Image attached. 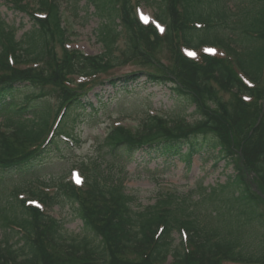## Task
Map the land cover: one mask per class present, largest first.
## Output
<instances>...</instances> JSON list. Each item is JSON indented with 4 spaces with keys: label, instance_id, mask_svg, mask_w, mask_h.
<instances>
[{
    "label": "trees",
    "instance_id": "1",
    "mask_svg": "<svg viewBox=\"0 0 264 264\" xmlns=\"http://www.w3.org/2000/svg\"><path fill=\"white\" fill-rule=\"evenodd\" d=\"M86 1L97 12L103 11L108 21L111 18L110 23L114 21L116 7H121L126 47L120 56L129 61L141 59L159 70L156 74L134 73L99 85L126 91L141 75L150 84L172 83L168 88L178 105L193 106L198 119L186 125L178 116L175 119L150 117L135 132L111 131L96 147V155L80 164L85 175L82 187L67 185V190L62 192V187L58 195L41 199L50 204L59 202L58 198L66 202L82 221V238L63 236L60 222L28 210L20 202V210L2 217L0 264H63L66 261V264H90L93 260L101 261L100 264H166L169 256L170 264H264V200L250 190L239 171L227 177L223 184L209 187L208 193L199 183L196 191L201 194L199 200H191V194L178 196L167 192L140 211L132 208L133 197L123 192V179L113 172V168L130 161L140 150L189 162L192 153L203 148V143L198 141L200 135L207 146L217 143V139L227 146L233 143L240 148L241 157L256 178L255 186L264 195V123L253 126L256 116L261 113L264 116V110L261 108L247 118L236 95H250L251 89L237 77L229 62L224 64L218 59L207 60L204 67L177 59L171 71L154 64L156 33L132 17L131 0ZM226 1L146 0L148 5H156V18L166 24V35L176 34L186 45L221 46L240 72L258 85L264 70V0H242L249 9L243 6L236 12L231 11ZM11 4L16 11L28 12L24 2L14 0ZM35 4L38 11L45 12V17L39 19L29 14L32 27L19 40L15 37L17 28L0 18V112H13L19 106L16 112L31 115L14 128L11 140L0 145V187L13 177H33L51 154L68 147L67 139L73 144L76 142L75 131L85 123V117L94 119L92 115L105 108L104 103L94 106L85 94L73 92L65 78L67 73L96 77L126 62L113 54L108 46L111 35L106 39L103 32H99V40L105 46L103 56L70 52L71 55L62 53L58 57L53 53L52 44L58 41L61 45L66 36L60 5L57 0H36ZM73 7L78 8L76 2ZM195 23H201L205 29L197 31ZM10 54L13 65L7 58ZM34 61L41 65L20 68L21 64ZM174 71L178 82L169 75ZM226 94L229 97L225 100ZM52 95L57 100L55 112L59 111L61 117L47 139L52 110L46 99ZM63 136L67 137L64 142ZM185 143L189 146L186 151L183 150ZM235 168L238 170L237 165ZM200 208H204V215L199 214ZM9 224L18 232L7 229ZM160 227L162 230L158 232ZM21 230L22 234L18 235ZM173 231L179 236L185 231L186 243L181 237L176 243ZM88 239L93 240L92 245ZM14 242L21 243L20 247ZM253 242H257V250ZM47 246L50 252L44 250ZM129 251L135 259L126 258Z\"/></svg>",
    "mask_w": 264,
    "mask_h": 264
},
{
    "label": "rangeland",
    "instance_id": "2",
    "mask_svg": "<svg viewBox=\"0 0 264 264\" xmlns=\"http://www.w3.org/2000/svg\"><path fill=\"white\" fill-rule=\"evenodd\" d=\"M11 1L14 0H0V18L15 30V35L17 39L22 38V34L29 32L31 29L30 15L32 14L36 17L37 10L35 1L36 0H19L21 4H26L28 12L22 13L12 9ZM60 5V14L63 20L62 25L65 29L66 36L62 44L56 41L52 44L54 47L53 53L61 56L62 53L71 55L70 52L82 54V55H96L104 51L102 42L99 40V32L106 33V39H109L111 43L108 45L112 50L114 55H118V59L125 60L124 57L120 56V52L126 47L125 31L123 27V13L121 7H116L114 21L107 20L106 15L103 11H96L92 5H88L86 0H57ZM77 4L78 8H74V4ZM137 4L136 0H131V15L135 18L137 22V15H152L153 10L156 8L154 4H147L146 0L139 1ZM228 7L231 11H239L237 8L247 6L246 1L242 0H227ZM25 5V7H26ZM154 8V9H153ZM39 14V13H38ZM106 14V13H105ZM108 29V31L106 30ZM102 30V31H101ZM116 32V33H114ZM109 35V36H108ZM153 54L156 61L163 63L167 66L172 65L170 55L167 51H170L172 45L168 41V37H159L154 35L153 38ZM109 43V42H108ZM64 45V46H63ZM141 45V44H140ZM205 49L211 48H199L194 56L188 55L191 62L198 63L201 53L206 52ZM218 54L222 55V51L218 49ZM165 55V56H164ZM159 57H164L163 59ZM136 64L140 62L138 59L134 60ZM161 63V62H160ZM139 64V63H138ZM145 66H149L144 63ZM27 66L21 64L20 67H32L38 68L41 65L39 63L31 62ZM135 65H126L122 67H117L120 72H127ZM66 81L69 80V86L73 89L80 88L83 85V81L86 80L81 74L75 72H69L65 75ZM36 85V84H35ZM40 86V85H37ZM125 89H111L104 87L100 91L99 87H95L90 93V101L95 105L102 102L106 105L107 109L100 111V117H103L102 124L93 127L91 125L82 124L77 130L78 136L80 137V145L78 148L72 151H66L59 157H54L56 154L51 155L46 159L45 164L39 167V172H37V179L43 181L42 179H49V174L60 175L64 170L70 169L76 162L81 159H90L96 155L93 150L95 146V141L103 137V135L112 127L119 125V123L126 127H137L141 125V121L144 118V111L148 108L149 114L158 113L164 111L165 109H171L173 111H180L178 108V101L172 95L169 90L168 85H154L145 82L144 78H141L138 82H135ZM258 89V88H257ZM263 91L259 94L264 93V79L261 90ZM118 90V91H117ZM27 91L24 89V92ZM255 91V90H254ZM96 93L98 96H96ZM258 91H256V94ZM99 97V98H98ZM225 100L227 95H224ZM259 98H264V95ZM100 99V100H99ZM57 100L55 96H48L46 103L52 110V118L55 115ZM160 110V111H159ZM192 108H187L185 110V119L191 122L194 116L190 114ZM249 111L256 113V109L253 105L250 106ZM136 112H138L136 114ZM107 114H110L108 117ZM253 114V115H254ZM135 115V116H134ZM51 118V117H50ZM51 118V119H52ZM98 119V118H96ZM3 120V117H0ZM92 123L91 120L86 118V122ZM9 135H7V138ZM211 153V154H210ZM208 152L210 157L206 158L204 152H199L195 154L190 163V168L183 164L180 160L166 161L162 157L158 156H148L144 152H138L131 159L130 162L120 163V166L113 168V172L121 175L124 178V189L125 193L133 196L135 200L132 202V208L134 210H141L147 206L152 205L155 200L162 193H167L171 190L176 191L180 196L187 193L190 186H194L201 182V185L209 190V187H216L217 185L223 184L227 177L234 175V168L232 165H228V161H220L217 164L212 165V158L216 155V150L214 152ZM213 154V156H211ZM93 155V156H92ZM75 166V165H74ZM120 169V170H119ZM52 183L56 182V177H50ZM69 178V176H67ZM29 178L17 177L14 181L11 180L9 185H6V191L0 192V204L3 203V196L10 192L13 187L25 188L27 186L26 180ZM51 183V184H52ZM53 186L44 187L48 193H52L56 184ZM43 187V186H41ZM173 187V189H172ZM16 196H26L27 199L29 195L26 191L19 192L15 194ZM198 196H195L197 198ZM34 205L38 203L32 202ZM204 208H200L199 214L204 215ZM49 213L56 218L62 220L63 232L67 237H75L78 239L81 236V224L78 219L74 218L66 208L53 207L49 210ZM2 230L0 228V237ZM172 236L177 243L178 233L173 231ZM253 247L257 242L251 243ZM252 249V248H251ZM254 249H258L257 246ZM57 251H54L56 253ZM61 254H63L61 252Z\"/></svg>",
    "mask_w": 264,
    "mask_h": 264
},
{
    "label": "snow or ice",
    "instance_id": "3",
    "mask_svg": "<svg viewBox=\"0 0 264 264\" xmlns=\"http://www.w3.org/2000/svg\"><path fill=\"white\" fill-rule=\"evenodd\" d=\"M145 19H147V18L145 17ZM161 31H163V29H161ZM205 51H206V52H209V53H213V54L215 53V50H214V49H205ZM188 55H190V56H194L195 53H193V52H189Z\"/></svg>",
    "mask_w": 264,
    "mask_h": 264
}]
</instances>
